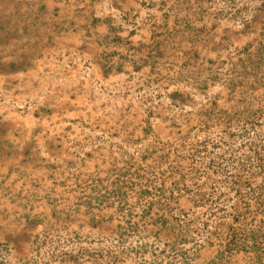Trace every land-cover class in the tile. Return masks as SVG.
Masks as SVG:
<instances>
[{
	"label": "rangeland",
	"instance_id": "rangeland-1",
	"mask_svg": "<svg viewBox=\"0 0 264 264\" xmlns=\"http://www.w3.org/2000/svg\"><path fill=\"white\" fill-rule=\"evenodd\" d=\"M48 29L83 30L78 56ZM0 75L3 108L46 132L71 95L78 138L72 187L48 146L47 197L0 221L20 231L0 264H264V0H0Z\"/></svg>",
	"mask_w": 264,
	"mask_h": 264
},
{
	"label": "crops",
	"instance_id": "crops-1",
	"mask_svg": "<svg viewBox=\"0 0 264 264\" xmlns=\"http://www.w3.org/2000/svg\"><path fill=\"white\" fill-rule=\"evenodd\" d=\"M123 8V7H122ZM124 9V8H123ZM125 10V9H124ZM167 18L169 17L170 10L166 11ZM164 16V15H163ZM51 24H44L42 29L49 28ZM59 24H54L57 26ZM170 23L167 24V29L171 31ZM110 24H99L95 28L99 31V36L108 38L110 37H122L124 40L128 37V32L124 30V27L118 28V30H109ZM54 28V27H53ZM152 29V28H151ZM148 30V29H146ZM167 30V31H168ZM114 32V33H113ZM143 32V31H142ZM168 34V37L173 38V34ZM113 33V34H112ZM112 34V35H111ZM48 35L52 36V40H62L65 42L64 48L72 54L71 56H78L74 54L77 52V44L81 38H85L86 34L82 31H74L65 29L60 32L50 33L48 29L46 31L44 40H47ZM247 36V34H244ZM130 39H135L137 43H149L156 39V36L152 32H144L139 35L131 36ZM118 39V38H115ZM76 43V44H75ZM76 46V47H75ZM46 49V48H45ZM74 54V55H73ZM47 59V55L44 54L38 58L39 62H43ZM6 61L10 65H15L13 57L10 54L6 56ZM55 69L61 72V76L66 73L62 71L61 66L57 65V61L53 62ZM60 69V70H59ZM34 73L30 69L27 73H20L14 71L11 75L14 81L17 80V76H24ZM103 73V72H102ZM77 70H68V76H64L65 83L61 84L62 89L70 91L76 85L75 77ZM105 75V74H103ZM4 77L0 75V80ZM63 78V77H62ZM18 86V84H16ZM71 95L66 94L60 100L56 101V108L61 111V115L55 116L54 119V132H46L43 130V126L47 125V118L34 116H19L7 112L2 104H0V221L5 224L8 220H14V217L25 219L23 209L24 206L31 205L33 201L43 200L44 196L42 188L46 184V174L48 168L46 167V159L52 155V152L48 150V146L54 147L53 161H54V172H55V188L56 191L64 190L72 187V181L69 179V173L75 172L74 160L75 149L72 148L73 141H77V134L73 133L74 126L76 124L75 117L71 116L73 113L74 103ZM64 112V113H63ZM98 135H104L99 133ZM92 139H94L92 137ZM86 150V161L84 163H90L94 166V160L87 159L95 156V151L90 149ZM70 185V186H69ZM28 212V207H26ZM20 220V219H19ZM13 225V224H11ZM19 230L5 229L0 235V239H6L13 233H18ZM25 233V231H23Z\"/></svg>",
	"mask_w": 264,
	"mask_h": 264
},
{
	"label": "trees",
	"instance_id": "trees-1",
	"mask_svg": "<svg viewBox=\"0 0 264 264\" xmlns=\"http://www.w3.org/2000/svg\"><path fill=\"white\" fill-rule=\"evenodd\" d=\"M248 239H251L252 240V242H253V246H252V250H256V242H255V240H256V238H255V236L252 234L251 235V237H246L245 239H244V241L246 242V241H248ZM234 244V243H233ZM243 249H245V246H244V248Z\"/></svg>",
	"mask_w": 264,
	"mask_h": 264
}]
</instances>
